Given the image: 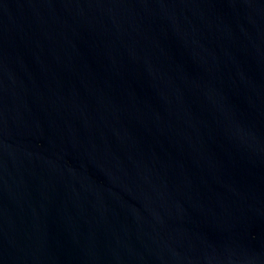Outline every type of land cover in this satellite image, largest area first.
<instances>
[{"label": "water", "instance_id": "95a60500", "mask_svg": "<svg viewBox=\"0 0 264 264\" xmlns=\"http://www.w3.org/2000/svg\"><path fill=\"white\" fill-rule=\"evenodd\" d=\"M0 264H264V0H0Z\"/></svg>", "mask_w": 264, "mask_h": 264}]
</instances>
